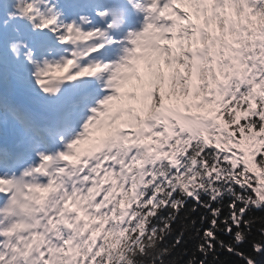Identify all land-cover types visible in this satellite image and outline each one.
<instances>
[{
	"label": "snow or ice",
	"instance_id": "obj_1",
	"mask_svg": "<svg viewBox=\"0 0 264 264\" xmlns=\"http://www.w3.org/2000/svg\"><path fill=\"white\" fill-rule=\"evenodd\" d=\"M48 3L31 0L23 11L74 47L43 68L34 61L37 82L55 93L59 83L103 74L113 91L65 149L39 153L19 178L0 175L8 205L0 213L18 204L31 218L0 219V264H55L74 247L76 264H144L150 255L165 264L189 231L199 243L186 264H221L224 251L257 264L239 246L257 219L264 224L249 215L264 209V0H137L143 27L129 32L134 47L119 62L93 58L118 42H96L106 29L58 24L36 7ZM103 138L107 146L90 152ZM21 184L27 203L13 192ZM33 190L47 195L30 200ZM77 200L83 205L71 207ZM89 217L96 222L78 233L74 225ZM252 252L264 253V243L254 241Z\"/></svg>",
	"mask_w": 264,
	"mask_h": 264
},
{
	"label": "trees",
	"instance_id": "obj_2",
	"mask_svg": "<svg viewBox=\"0 0 264 264\" xmlns=\"http://www.w3.org/2000/svg\"><path fill=\"white\" fill-rule=\"evenodd\" d=\"M244 121H241L243 123ZM235 151V148H234ZM192 201H189V205H191ZM202 213L198 212L196 215H200ZM183 215V212L181 213ZM250 216L256 218L264 217V209H256L253 208L252 211L249 213ZM184 223L183 220H177L176 223L173 225V228L178 232ZM200 225H197L199 227ZM264 227V224L261 223L259 219L252 226V231L248 235L247 241L239 246L241 251H245L246 253L256 255L257 264H264V253L255 254L252 252V243L254 241H258L264 243V235H261L260 229ZM175 233L172 236H169L163 245L160 247H164L166 245L170 246L174 242ZM228 241L234 243L231 236L222 237ZM199 243V240L195 238V234L191 231L188 232L184 243L175 247L170 255H166L163 257L165 264H186L187 260L191 253L196 252V245ZM151 251V250H150ZM139 259L144 261V264H151L152 256H145L140 257ZM221 264H246V261L243 260L241 257L229 254L226 251L223 252V255L220 257ZM159 264V260L157 261Z\"/></svg>",
	"mask_w": 264,
	"mask_h": 264
},
{
	"label": "clouds",
	"instance_id": "obj_3",
	"mask_svg": "<svg viewBox=\"0 0 264 264\" xmlns=\"http://www.w3.org/2000/svg\"><path fill=\"white\" fill-rule=\"evenodd\" d=\"M51 7L53 9H55L56 6L55 5H51ZM108 11L109 10L105 9L102 12L106 13V15H107L108 14ZM55 17H56V20L58 21L59 20V16L58 15H55ZM111 26H112V21H109L108 27L110 28ZM108 139L109 138H103V139H101L97 144H95L93 146V148L90 150V152L99 151L100 149H102L105 146H107ZM122 143L123 144H126L127 142L124 141ZM77 159H79V155H77ZM49 191H55V188L49 189ZM16 194L17 195L22 194V190L20 188H16ZM46 195H47V192H39V191L33 190L32 193L30 194L29 199L30 200H42V199L45 198ZM83 203H84V201L77 200L75 203H72L71 204V207L75 208V207H78V206H82ZM95 222H96V218L89 217V218H87L85 220V224L83 226L74 225V227L77 228V232L79 233V232H82V231L87 230V228L90 227ZM79 253H80V249L79 248H75V247L74 248H71V249H69V251L67 253L63 254V258L58 259L55 262V264H76V257L79 255Z\"/></svg>",
	"mask_w": 264,
	"mask_h": 264
},
{
	"label": "bare ground",
	"instance_id": "obj_4",
	"mask_svg": "<svg viewBox=\"0 0 264 264\" xmlns=\"http://www.w3.org/2000/svg\"><path fill=\"white\" fill-rule=\"evenodd\" d=\"M63 71H67L66 69L65 70H62L61 71V73H58V74H62L63 73ZM91 78V77H90ZM91 81L93 80L92 78L90 79ZM73 85V83L70 81V83L68 84V88H70L71 86ZM49 99H53L54 101H56V103H57V101H62V98L59 96V95H54V94H49ZM21 107H23V106H21ZM29 109H31V111H35V108L33 107H28V110ZM33 112H30V111H28V113L30 114V115H33L34 113ZM18 120V122L22 125V126H24V127H26V124H24L21 120H19V119H17ZM65 178L66 179H69V177H67V176H65ZM17 198H18V200L21 202V203H27L28 201L26 200V198H25V196L24 195H22V194H19V195H17ZM8 207V206H7ZM10 213H11V216H15V218L17 217L18 219H26V220H28L29 222L31 221V218L30 217H27L23 212H22V210L20 209V207H19V205L17 204V205H12L11 206V211H10Z\"/></svg>",
	"mask_w": 264,
	"mask_h": 264
},
{
	"label": "rangeland",
	"instance_id": "obj_5",
	"mask_svg": "<svg viewBox=\"0 0 264 264\" xmlns=\"http://www.w3.org/2000/svg\"><path fill=\"white\" fill-rule=\"evenodd\" d=\"M25 4L28 5L29 2H27V3H25ZM37 7H38V5H37ZM186 8H187V10H189L190 6H189V7H186ZM193 10H194V9H193ZM4 72H5V73H4ZM4 74H5V75H9L10 72H8V71H4V70H3V66L0 65V77L3 76ZM0 116H2V113H0ZM0 119H1V118H0ZM105 123H107V121H106ZM105 123L103 122V125H106ZM103 125H102V126H103ZM126 187H127V186H126Z\"/></svg>",
	"mask_w": 264,
	"mask_h": 264
}]
</instances>
